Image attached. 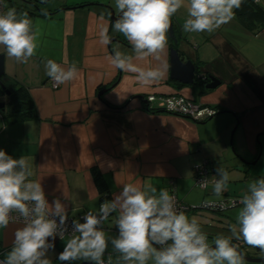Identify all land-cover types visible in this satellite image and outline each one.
Wrapping results in <instances>:
<instances>
[{"label": "crops", "instance_id": "1", "mask_svg": "<svg viewBox=\"0 0 264 264\" xmlns=\"http://www.w3.org/2000/svg\"><path fill=\"white\" fill-rule=\"evenodd\" d=\"M7 5L16 9L20 3L9 0ZM109 7L119 14L115 0H54L47 9L24 10L33 21L38 48L27 63H21L0 46L2 78L6 87L27 94L34 116L15 120L16 115L5 111L9 95L0 93V103H4L0 150L16 159L23 156L33 174L30 179L41 182L50 204L59 198L72 220L89 211L97 214L100 205L113 200L125 184L149 193L155 188L158 195L171 183L178 200L192 209L186 215L198 220L213 246L217 236H231L230 225L236 223V217L229 218L227 211L242 208L239 200L248 185L264 177V23L251 24L249 18L235 13L231 22L214 32L187 33L183 30L185 0V6L171 19L176 41L168 37L161 60L134 61L144 68L166 66L161 79L144 84L135 73L119 70L109 60L114 50L133 55L126 38L114 31ZM104 28L111 37L108 45L100 43ZM171 47L183 61L194 64L193 85L170 78ZM47 59L64 67L75 63L77 77L52 90L44 66ZM209 78L218 82L213 89L205 88ZM149 96L156 97L155 111L146 109ZM172 96L219 112L200 123L166 114L160 110L159 98ZM206 161L217 179L218 167L229 173L226 190L219 196L213 185L202 191L194 184L193 167ZM231 201L234 206L211 207ZM116 217L112 213L104 222L109 241L118 235ZM22 226L10 222L0 229V260L11 250L14 233ZM66 242L55 240L54 251L48 253L52 264L83 261L57 259ZM232 242L248 257H264V252L251 255L256 253L254 247L242 239ZM104 255H110L114 264L119 253L109 242Z\"/></svg>", "mask_w": 264, "mask_h": 264}, {"label": "clouds", "instance_id": "2", "mask_svg": "<svg viewBox=\"0 0 264 264\" xmlns=\"http://www.w3.org/2000/svg\"><path fill=\"white\" fill-rule=\"evenodd\" d=\"M242 3L243 0H187L183 30L214 32L235 18V10ZM184 6L185 0H115L119 17L113 29L126 38L133 55L114 50L109 57L111 64L135 73L144 84L161 79L165 65L144 68L134 61L149 57L161 60L171 19ZM99 38L102 45L111 43L107 28L100 31ZM37 40L27 12L18 14L10 8L0 14V46L6 49L8 57L27 63L36 54ZM44 66L46 75L58 84L74 80L79 72L75 63L64 67L52 59H47ZM216 172L219 178L214 181L213 192L219 196L226 190L230 177L221 167ZM32 175L23 156L16 159L0 150V229L17 220L23 223L15 231L11 250L0 264H52L48 253L54 251L56 238L63 240L68 232L65 205L59 198L50 204L41 182L30 179ZM207 183L205 179L200 185L206 187ZM156 191L152 188L149 193L131 183L123 185L113 200L100 205L98 214L89 211L83 222L72 221L71 235L57 259L105 264L103 257L109 242L119 253L117 264H244L233 238L264 251V177L248 185L239 200L242 208L236 223L230 225L231 236H217L214 247L198 220L177 210L176 200L167 189H161L158 195ZM112 213H117L118 235L109 241L101 225Z\"/></svg>", "mask_w": 264, "mask_h": 264}, {"label": "built area", "instance_id": "3", "mask_svg": "<svg viewBox=\"0 0 264 264\" xmlns=\"http://www.w3.org/2000/svg\"><path fill=\"white\" fill-rule=\"evenodd\" d=\"M251 1L253 4H257V5H260L262 3V0H251ZM5 12H6L5 0H0V14H3ZM59 86H60V84L56 83L55 81H53L50 78V88L52 90H57L59 88ZM159 100H160L161 105H162L160 110H162L166 114L178 116L181 118H186V119H189L190 121H192L194 123H200V122L209 120V119L215 117L219 112L217 109H214L212 107L203 106L200 104H195L193 101L188 100V99L181 97V96H178V97L172 96V97H167V98H163V99L159 98ZM155 101H156V97H154V96H149L146 98V105H147L146 109L148 111H155L156 110L154 108ZM193 173H194V175H193L194 184L198 189H200L202 191L207 190V188L210 185H213L214 181L217 179L212 174V168L210 167V163L207 161L203 162L201 164L195 165L193 167ZM205 179L208 180L207 186L201 187L200 182L205 180ZM169 185L171 187V183H169ZM170 187L167 191L169 192L170 195L174 196V198L176 200L177 210H182L184 212L191 211L192 209L190 207L183 205L178 200V198L175 195L174 190ZM234 205H235V203L233 201H231L229 204V206H234ZM226 206H228V204H226V203H221L218 205H211L212 208L218 207L220 209H223ZM204 207H206V206H204ZM12 215L16 216L17 214L13 213ZM84 215L85 214L79 215L77 220H80L81 222H83ZM72 221L73 220L71 218H68V221H67L68 232L65 234V237L63 240H68L70 235H71ZM16 222L22 223V221H19V220H17ZM104 222L101 225L102 229L104 226ZM56 240H61V239L59 237H57ZM157 247H159V246H157ZM109 257H111V256L110 255H104L103 259L105 260V264H108Z\"/></svg>", "mask_w": 264, "mask_h": 264}, {"label": "water", "instance_id": "4", "mask_svg": "<svg viewBox=\"0 0 264 264\" xmlns=\"http://www.w3.org/2000/svg\"><path fill=\"white\" fill-rule=\"evenodd\" d=\"M17 1L20 3V5L16 6V10L19 12H25L24 10L27 7H31L32 9L39 10V6L44 4V3L36 2L33 0H17ZM108 17L110 21L114 22L116 19H118L119 14H115L113 9L108 8ZM167 35L171 40H173L174 42L176 41L172 22H171V27ZM2 61H3V57L2 55H0V88L2 91L5 92L6 95H10V91H8L5 85L3 84V78H2L3 77V63ZM169 65H170V78L172 80L178 81L182 83L183 85H189V86L193 85L194 76H195L194 64L190 60L183 61L179 55V52L172 47L169 50ZM217 85H218L217 81H215L213 78H209V83L205 85V88L213 89ZM100 94L101 92L99 93V95ZM3 109H4V103H0V111H3ZM233 130H235V128ZM240 161L243 162L242 160ZM238 251L243 255L244 261L247 263H252V264L264 263V257L252 258V257H248L242 250L238 249ZM254 251L256 253L264 252V251H261V249L257 247H254ZM79 264H91V262L83 260ZM114 264H117V261H115Z\"/></svg>", "mask_w": 264, "mask_h": 264}, {"label": "trees", "instance_id": "5", "mask_svg": "<svg viewBox=\"0 0 264 264\" xmlns=\"http://www.w3.org/2000/svg\"><path fill=\"white\" fill-rule=\"evenodd\" d=\"M235 13L239 16H245V18H249L251 24L264 23V8L260 5L253 4L251 0H243V3L239 9L235 10ZM255 22V23H254ZM264 25V24H262ZM6 87V85H5ZM8 91H10L9 103L6 105V113H10L11 116H14L15 120L25 119L29 116H34L33 107L31 106V101L29 100L27 94L22 90H11L6 87ZM3 91L0 89V93ZM21 104V105H19ZM95 182L98 187H101V182L98 176H95ZM106 196H104L101 201L104 200ZM99 212V211H98Z\"/></svg>", "mask_w": 264, "mask_h": 264}, {"label": "rangeland", "instance_id": "6", "mask_svg": "<svg viewBox=\"0 0 264 264\" xmlns=\"http://www.w3.org/2000/svg\"><path fill=\"white\" fill-rule=\"evenodd\" d=\"M7 1H9V0H5V4H6V10H8L9 9V7H8V5H7ZM40 3H44L43 5H41V7H43V8H45V9H47V8H49V7H52L53 6V4H54V0H43V1H41ZM110 8V7H109ZM231 152V154L232 155H234L235 156V152L234 151H230ZM222 168H224V167H222ZM250 183V182H249ZM230 204V203H229ZM228 204V205H229ZM199 205H197L196 207H198ZM240 209H241V207L239 208V207H237V208H234V209H230V210H228L227 211V216L229 217V218H231V219H233L234 217H236L237 216V214H238V211H240ZM234 220V219H233ZM260 253H262V252H260ZM260 253H250L251 255H258V254H260ZM149 264H151V262H149Z\"/></svg>", "mask_w": 264, "mask_h": 264}]
</instances>
